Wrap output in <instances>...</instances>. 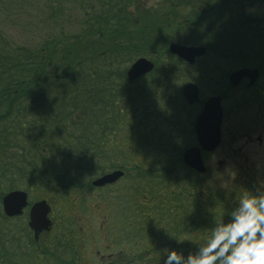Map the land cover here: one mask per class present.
<instances>
[{
	"label": "trees",
	"instance_id": "16d2710c",
	"mask_svg": "<svg viewBox=\"0 0 264 264\" xmlns=\"http://www.w3.org/2000/svg\"><path fill=\"white\" fill-rule=\"evenodd\" d=\"M159 1V20L144 7L131 11L133 0L86 1L77 33L50 34L33 47L0 32V246L18 237L25 226L17 224H26L21 217H5L1 209L2 197L16 190L31 196L51 187L64 205L70 198L83 204L85 195L107 191L103 202L114 214L104 219L99 239L115 240L117 264H162L164 247L205 233L213 218L234 206L235 199L209 187L207 173L199 175L181 160L194 142L196 108L181 98L189 70L169 54L172 37L155 33L172 27L175 0ZM62 3L32 2L37 15L52 12L43 28L48 19L56 26L51 10L56 6L60 13ZM27 5L28 0H0V13L8 7L20 13ZM261 22L256 33L250 32L259 36L245 34V45L264 41ZM228 43L238 44L232 37ZM142 57L154 63L153 70L129 81L127 69ZM117 170L123 177L115 185H91ZM247 173L235 198L255 189ZM41 193L38 199L55 206L56 196ZM63 219L57 217L54 224L62 227L53 228V235L65 237L67 248L54 252L69 264L82 257L92 264L95 259L83 254L80 220Z\"/></svg>",
	"mask_w": 264,
	"mask_h": 264
},
{
	"label": "flooded vegetation",
	"instance_id": "af4514ba",
	"mask_svg": "<svg viewBox=\"0 0 264 264\" xmlns=\"http://www.w3.org/2000/svg\"><path fill=\"white\" fill-rule=\"evenodd\" d=\"M149 1L144 0V12L148 14L151 11V18L154 20L155 15L159 20L161 15L158 9H161L162 4L159 0H154L155 3H149ZM184 1L175 0L172 27L166 30L158 28L155 33L162 38L172 37V41L168 44V52L171 44L204 50V54L196 58L193 64H188L169 53L181 62V67L189 70L186 72L189 78L185 79L186 82L180 87L183 102L185 101L182 89L188 83L194 84L191 81L193 77L200 82L205 81L215 90L207 98H202L199 87L194 84L198 89L199 102L193 105L185 102L186 105L196 108L192 126L194 142L188 148L198 147L194 132L195 121L202 111L204 102L211 97L220 98L222 110L220 144L212 152L201 151L202 162L203 157L215 153L223 143L227 144L228 153L232 157L241 154L242 148H239V151H232L240 139H243L245 145L255 141L260 147L264 143V41H258L254 45H245L243 42H245V34L256 33L262 24L264 0H188L189 4L183 3ZM229 15L232 17L233 24L227 22ZM157 24L160 26L159 23ZM250 36L256 37L259 34ZM230 37L238 44L235 46L229 44ZM145 59L149 60L154 68V63L148 58ZM238 60H240L238 67L230 68V64L239 62ZM243 69L256 72L253 84L249 86L250 78L244 77L237 86H231L229 76ZM25 211L19 217H25L26 224H17L25 226L24 229L19 231L18 237L7 238L9 242L4 241V244L0 246V264H69V260H62V256L54 252L58 250V247L60 250H65L67 247L65 237L54 238L53 228L62 227V224H54L52 208L48 216L51 221L49 230H42L36 235L29 228V210ZM80 229L82 232V228ZM99 240H101V247L96 251L95 261L92 264H117L113 246L115 240L112 238ZM75 264L91 263L82 257Z\"/></svg>",
	"mask_w": 264,
	"mask_h": 264
},
{
	"label": "rangeland",
	"instance_id": "374dc122",
	"mask_svg": "<svg viewBox=\"0 0 264 264\" xmlns=\"http://www.w3.org/2000/svg\"><path fill=\"white\" fill-rule=\"evenodd\" d=\"M33 1L38 3L43 0H28L25 10L19 9L20 13L13 7H8L6 12L1 10L2 13H0V32L5 34L12 42L26 45L27 47H33L41 43L50 34L57 36L62 32L65 34L77 33L79 30L78 21L81 19L80 7L89 0H63L62 7H59L63 11L60 13L56 12V6L55 9L51 10L54 11L53 13L56 16V26L48 19L45 28H43L42 22L52 12H49L48 9V11L44 12L45 15H37L38 9L36 5H32ZM132 3L131 11H134L135 8L144 7V0H133ZM149 3H155V1L150 0ZM262 9L264 11V7ZM47 12L49 13L47 14ZM197 81H193V83L199 87L202 98H207L213 92V87L205 81ZM260 147L257 146L255 141L252 144L245 145L243 139H240V142H237V145L232 150L239 151V148H242L239 156L232 157L228 153L227 144L223 143L215 153L203 157V163L207 169L206 180L209 187L212 190H217L220 194H224L226 198L230 196V198L235 199L233 193L236 195L235 189H238L239 180L242 179L245 172H249L247 174L252 178L255 189L264 186V143ZM51 189V187H46L42 191H40L41 189L33 190L30 194L31 196H29V202L34 203L43 200L38 199L42 197L39 196V192L43 191L48 197H51L50 195H52V198L56 196L54 199L55 206H51L53 222L56 221L57 217L60 221L63 218H71L74 221L80 220V224H76V226L82 228L83 254L87 259L93 261L96 251L101 247L99 238L104 219H108L114 211L107 207L108 204L106 202H103V199L108 198L104 196L107 191L100 190L92 192L89 196L85 195L83 204L70 198L66 202L67 205H64L63 199L59 198L60 195L54 192L53 189L51 191ZM41 195L43 194L41 193ZM23 220L25 221V217ZM113 226L114 224L111 228ZM55 232L58 233L57 231Z\"/></svg>",
	"mask_w": 264,
	"mask_h": 264
},
{
	"label": "clouds",
	"instance_id": "9594fccd",
	"mask_svg": "<svg viewBox=\"0 0 264 264\" xmlns=\"http://www.w3.org/2000/svg\"><path fill=\"white\" fill-rule=\"evenodd\" d=\"M174 241L176 247H164L162 264H264V186L244 189L205 233Z\"/></svg>",
	"mask_w": 264,
	"mask_h": 264
},
{
	"label": "water",
	"instance_id": "95a60500",
	"mask_svg": "<svg viewBox=\"0 0 264 264\" xmlns=\"http://www.w3.org/2000/svg\"><path fill=\"white\" fill-rule=\"evenodd\" d=\"M169 53L176 56L182 61L193 64L194 60L204 54L202 48L184 47L171 44ZM153 64L145 59H137L127 70L126 76L129 81H134L141 76L151 72ZM250 78L249 86L253 84L256 78V72L243 69L232 73L228 80L231 86H237L242 78ZM183 99L188 105L199 102L198 89L194 84L188 83L182 89ZM222 110L219 97H211L203 104L201 113L198 115L194 125V132L197 138L198 147L188 148L183 152L182 160L186 167L194 170L199 174L205 173L206 169L201 159V151L212 152L220 144V124ZM123 173L115 171L103 175L92 182V186L101 188L112 185L117 182ZM27 206V195L22 191H13L6 194L2 199V209L5 216L11 218L19 216L22 210ZM50 208L45 201H39L33 204L29 210V228L34 231L35 235L42 230H49L51 225L48 219Z\"/></svg>",
	"mask_w": 264,
	"mask_h": 264
}]
</instances>
